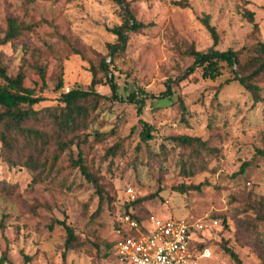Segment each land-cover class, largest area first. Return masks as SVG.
<instances>
[{"label":"rangeland","instance_id":"374dc122","mask_svg":"<svg viewBox=\"0 0 264 264\" xmlns=\"http://www.w3.org/2000/svg\"><path fill=\"white\" fill-rule=\"evenodd\" d=\"M128 1L147 27L129 34L126 51L111 65L118 85L114 98L99 64L103 57L107 62L111 59L107 44L116 36L110 29L121 22L117 3L0 0L1 59L11 76L23 69L26 86L45 96L35 108L58 105L68 88L89 87L95 67L97 77L104 81L95 89L108 98L100 100L93 126L99 131L115 130L104 141L67 148L54 167L41 169L36 178L21 163L9 164L0 150V264H121L110 245L116 238L115 219L131 198L128 187L139 196L154 194L144 203L153 214L219 219L212 238L214 254L202 264H236L223 243L238 253L243 264H264V223L256 219L250 204L264 200V160L258 159L244 177H232L245 159L252 158L254 146L261 144L264 104H254L237 81L220 88L230 75L228 69L214 81L203 79L200 71L178 79L193 60L191 49L206 50L213 44L202 21L205 14L219 33L217 48L221 50L240 49L244 56L251 46L264 41V0H188V6L175 5L172 0ZM246 10L254 12L253 21L244 14ZM9 19L16 20L18 35L2 42ZM40 66L46 73L44 89ZM170 79L175 80L172 88L187 106L186 120H182L178 103L170 100L156 106L147 98L143 117L157 128L150 149L158 153L157 161L149 163V148L144 143L137 147L142 126L137 104L127 95L141 89L158 95ZM260 86L264 94V82ZM171 133L201 136L212 150L189 165L181 148L166 139ZM118 136L124 137L123 152L113 160L106 158L105 148ZM162 144L168 149L167 157ZM80 149L91 171L99 176L103 197L71 163V152L77 157ZM191 184H201V188L177 190ZM224 217L227 226L222 223ZM62 219L78 234L74 249L65 251L66 230L56 222ZM52 221L55 225L50 229Z\"/></svg>","mask_w":264,"mask_h":264},{"label":"trees","instance_id":"16d2710c","mask_svg":"<svg viewBox=\"0 0 264 264\" xmlns=\"http://www.w3.org/2000/svg\"><path fill=\"white\" fill-rule=\"evenodd\" d=\"M120 7L121 22L114 25L110 31L115 34L116 39L107 44V55L111 57L110 61H106L103 57L99 70L105 75V82L110 85L112 97L117 98V82L114 80V73L111 65L115 64L118 55L125 52L130 38L131 32L142 31L147 24L138 20L130 7L128 0H111ZM173 4L178 6H188V0H172ZM253 21L254 12L246 10L244 13ZM202 21L210 31L213 44L206 50L191 49L193 60L190 65L178 76L181 81L188 78L197 71H200L201 77L205 80H218L228 69L230 75L224 81H221L219 87L237 81L243 88L253 97L254 104H264V94L262 93L261 82H264V41L259 40L255 45L248 49V54H242L240 49L232 47L221 50L217 48L219 44V33L216 27L210 22V15L205 14ZM9 28L5 33L2 42H8L18 35V24L15 19H9ZM115 68V67H114ZM93 76L89 87L74 86L69 91L61 94L60 102L55 106H45L43 108H35L36 104L45 100V96L37 94L34 88L26 86L25 73L20 69L16 76L8 73L7 66L3 63L0 54V150L1 156L9 164L15 166L22 164L23 166L34 172L35 178L41 174V169L52 168L56 161L64 153L67 148L73 145L80 147L82 143L100 142L106 140L108 136L113 135L114 129L110 132L99 131L94 128L93 116L96 112L101 99L108 98V95L102 94L95 89L96 84L104 82L102 77H97V69L91 68ZM38 73L42 79V89L47 87L45 68L40 66ZM109 73H111L110 76ZM175 80L170 79L167 82L166 89L158 95L148 93L144 89L139 92H130L128 100L137 104L138 122L141 126L140 143L149 148V163H155L158 153L151 151L150 141L155 138L154 131L157 130L154 124L143 117V107L149 98L156 106H162L160 102L172 101L178 103L182 112V120H186L187 106L180 93L172 88ZM61 86V85H59ZM167 104V103H165ZM134 128V127H133ZM91 136L93 137L92 139ZM119 137V136H118ZM167 140L173 143V146L181 148V156L188 160L189 165H194L200 160V156L204 151L212 150L207 141L201 136L190 135L186 133H171L166 136ZM123 140L120 137L111 145L105 148L104 156L115 158L117 153L123 152ZM162 154L167 157L168 149L162 144ZM186 155V157H184ZM157 157V158H155ZM69 158L74 166H77L81 173L92 182L96 191L101 197L104 196V190L100 184L99 176L96 172L91 171L89 164L85 161L84 154L80 149L77 157L71 152ZM258 159L264 160V133L261 135V144L254 146V154L251 159H245L239 169L233 173L232 177H244L247 171L257 166ZM147 162V164H148ZM133 188V187H128ZM198 185H181L177 190L181 192L192 189L198 190ZM154 194L139 196L135 194L134 199H127L123 214H128L133 219L142 221L149 215L153 214L151 210L145 208V201L151 199ZM252 208L256 212V219L264 223V200L250 202ZM213 218V217H207ZM66 230L65 251L74 249L77 245L76 239L78 234L73 226L67 223L66 219L56 220ZM227 226L226 219L222 222ZM54 221L50 223V229L54 228ZM121 227V222L115 219V229ZM216 241L208 238L203 245L210 246ZM113 252L114 241L111 243ZM223 249L227 252L236 264H243L238 253L227 243L222 244ZM64 251V252H65ZM213 254L214 249L212 248ZM65 254V253H63ZM5 261L7 257L2 255ZM264 257V246H263Z\"/></svg>","mask_w":264,"mask_h":264},{"label":"built area","instance_id":"2783aa9c","mask_svg":"<svg viewBox=\"0 0 264 264\" xmlns=\"http://www.w3.org/2000/svg\"><path fill=\"white\" fill-rule=\"evenodd\" d=\"M69 91V88H68ZM131 199L135 198L129 188ZM114 254L121 264H202L213 256L203 243L215 238L217 218H177L151 214L139 221L118 214Z\"/></svg>","mask_w":264,"mask_h":264}]
</instances>
